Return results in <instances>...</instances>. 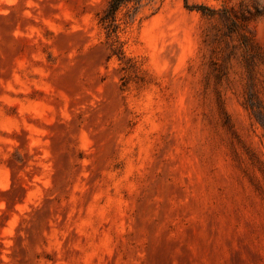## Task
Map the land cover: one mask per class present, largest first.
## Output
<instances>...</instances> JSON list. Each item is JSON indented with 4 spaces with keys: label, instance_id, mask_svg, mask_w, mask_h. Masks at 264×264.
I'll return each mask as SVG.
<instances>
[{
    "label": "rangeland",
    "instance_id": "374dc122",
    "mask_svg": "<svg viewBox=\"0 0 264 264\" xmlns=\"http://www.w3.org/2000/svg\"><path fill=\"white\" fill-rule=\"evenodd\" d=\"M0 0V264H264V0Z\"/></svg>",
    "mask_w": 264,
    "mask_h": 264
},
{
    "label": "trees",
    "instance_id": "16d2710c",
    "mask_svg": "<svg viewBox=\"0 0 264 264\" xmlns=\"http://www.w3.org/2000/svg\"><path fill=\"white\" fill-rule=\"evenodd\" d=\"M142 0H110L109 1V9L107 10V13L101 18V22L103 24H106L108 28L114 29L113 32H115V29L117 28L115 26V23L117 21V14L120 11V9L132 2L135 3L136 7H139ZM188 2V0H186Z\"/></svg>",
    "mask_w": 264,
    "mask_h": 264
}]
</instances>
